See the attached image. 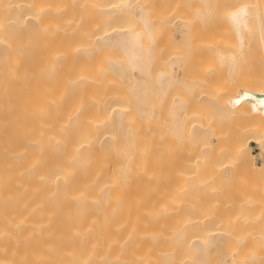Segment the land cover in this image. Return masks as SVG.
<instances>
[{
	"label": "bare ground",
	"instance_id": "obj_1",
	"mask_svg": "<svg viewBox=\"0 0 264 264\" xmlns=\"http://www.w3.org/2000/svg\"><path fill=\"white\" fill-rule=\"evenodd\" d=\"M223 1L194 53L172 2L0 0V264H264V0Z\"/></svg>",
	"mask_w": 264,
	"mask_h": 264
},
{
	"label": "rangeland",
	"instance_id": "obj_2",
	"mask_svg": "<svg viewBox=\"0 0 264 264\" xmlns=\"http://www.w3.org/2000/svg\"><path fill=\"white\" fill-rule=\"evenodd\" d=\"M156 3H161L162 0H155ZM168 2H172L176 5V8L172 13L179 12L178 14H182L187 16L192 20L191 22V28L193 29L194 36H190V39L187 40L188 44L184 46H180L181 50H186L188 52H202L207 49L208 43H210V39L212 37L213 32V21L205 19L202 21L195 13V7L198 5H203L204 0H164ZM237 0H224L226 4H232ZM157 5V4H155ZM177 14V15H178ZM101 50V49H100ZM104 54V53H103ZM98 58L102 59V51H99ZM205 59V58H204ZM203 59V60H204ZM205 61V60H204ZM103 62V61H102ZM203 67L202 72L204 75L209 76V79L206 82V88L209 91L215 92V96L219 93L224 94L230 93L229 96L239 92L241 85L244 83L245 78H242V70H240L239 73L234 75V77L231 79L223 78L224 76H219L212 72L210 67V64L208 62H205L201 65ZM246 70H244V73ZM243 73V74H244ZM199 87V86H198ZM231 114V111H230ZM237 116L236 113L231 114L230 117L227 119L225 123H223L225 127L229 128L230 125L235 120V117Z\"/></svg>",
	"mask_w": 264,
	"mask_h": 264
}]
</instances>
